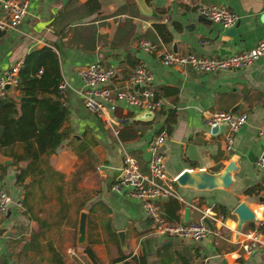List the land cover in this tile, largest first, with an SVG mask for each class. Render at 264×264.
Here are the masks:
<instances>
[{
  "label": "crops",
  "instance_id": "crops-1",
  "mask_svg": "<svg viewBox=\"0 0 264 264\" xmlns=\"http://www.w3.org/2000/svg\"><path fill=\"white\" fill-rule=\"evenodd\" d=\"M92 1L28 0L21 22L14 28L0 30V76L14 64L19 68L30 51L49 47L57 56L60 82L66 84L63 94L58 92V87L57 93L67 110L60 126L67 135L61 146L47 157L50 167L45 175L47 180H42L39 186L37 182L31 184L39 202L50 199L49 210L54 212L51 214L60 208L64 211L63 217H58L39 237V255L22 249L21 239L28 238L30 233L17 223L23 187L14 184V174L28 159L17 164L13 161L23 155L25 144L15 141L0 147V160L9 161L0 162L7 166L0 187L13 198L19 197L21 202L20 208L11 206L0 218V264H264V247L249 254L241 251L239 232L235 231L236 215L232 211L238 202L244 201L253 214V219L244 222L240 232L264 228V201L257 200L258 196L264 197V169L257 165L264 151V55L244 68L200 73L190 68L163 66L138 45L145 39L163 50L172 51L174 44L177 52L215 57L251 48L264 39L261 18L264 0H144L155 16L140 14L134 0H96L97 9L91 8ZM201 4L221 5L234 13L237 16L231 25L235 28L234 36H225L223 31L227 27L219 23L205 26L196 22L195 7ZM153 24L165 26L170 36L168 42L161 41ZM139 63L151 77L150 87H160L164 93L152 118L146 120H135L145 111L118 103L111 114L117 121L115 136L83 106L76 93L80 86L76 72L88 64L111 67L109 87L119 88ZM37 71L35 74H39ZM18 95V90L8 88L6 96L15 100L17 107ZM216 110L247 114L245 123L234 134L229 152L222 147V125L211 132V127L205 124L207 114ZM169 112L172 123L168 137L159 148L167 176H176L185 169L217 172L232 156L238 165L228 190L200 191L174 184L175 199L180 205L179 222L196 221L207 209L216 214L214 221L205 213L212 230L196 241L152 234L138 202L109 190L110 183L121 173L118 142L145 173L149 157L147 143L165 127ZM72 136H77L74 142ZM35 165L39 169V157ZM30 177V174L24 177V184L29 183L28 178L31 182ZM252 188L253 192H244ZM165 200H160L158 206ZM220 206L225 210L224 215ZM185 207L189 212L183 221ZM39 209L43 210L44 206L39 205ZM81 211L85 212V229L83 242L77 243V232L72 225L77 227ZM26 214L31 217L30 212ZM72 216L75 220L70 221ZM62 227L70 230L65 237H60ZM118 231L123 232V248ZM85 246L97 263L83 251ZM121 256L124 258L117 260Z\"/></svg>",
  "mask_w": 264,
  "mask_h": 264
},
{
  "label": "built area",
  "instance_id": "built-area-1",
  "mask_svg": "<svg viewBox=\"0 0 264 264\" xmlns=\"http://www.w3.org/2000/svg\"><path fill=\"white\" fill-rule=\"evenodd\" d=\"M28 0H0V30L16 27L27 12ZM196 14L203 16L211 22L230 27L237 16L221 5H197ZM141 50L152 53L161 65L176 68H190L195 72L209 73L218 70H232L249 66L259 56L264 55V39L258 40L251 48L234 52L224 56H203L192 52H177L160 49L157 44L148 40L139 41ZM18 64H14L0 76V98L4 97L8 88L17 85ZM39 73V70L37 71ZM80 86L76 93L83 106L102 123L109 127L116 136L118 129L117 121L112 113L118 103L123 102L133 106L140 111L154 112L157 102L150 101L151 77L142 64L136 65L127 75L123 85L119 88L109 87V80L113 76L111 67H103L98 64H88L77 70ZM108 83V84H107ZM7 86V88H6ZM65 82L58 84V92L63 94ZM247 114L245 112L212 111L207 114L205 124L208 127L222 125V147L225 152L232 148L233 137L238 128L245 123ZM264 120H262V127ZM168 133L159 129L148 141L147 151L149 157L146 160V172L142 173L127 149L118 142L121 150V172L120 180L114 179L109 190L113 193L135 199L144 216L149 220L152 234L164 238H188L199 240L206 237L209 230L201 221V218L193 222H179L166 220L159 210L158 202L169 197H177L174 184L175 176H167L164 168L163 155L159 148L164 143ZM257 165L264 169L262 160ZM21 207L20 198H13L9 192L0 188V218L4 216L10 207ZM205 216L216 221V214L207 209ZM201 216V217H202ZM238 243L242 252L251 253L258 248L264 247V228L247 229L238 234ZM71 252V251H69ZM72 253V252H71Z\"/></svg>",
  "mask_w": 264,
  "mask_h": 264
},
{
  "label": "trees",
  "instance_id": "trees-1",
  "mask_svg": "<svg viewBox=\"0 0 264 264\" xmlns=\"http://www.w3.org/2000/svg\"><path fill=\"white\" fill-rule=\"evenodd\" d=\"M92 9H97V2L93 0L89 2ZM156 33L159 35L162 42L169 41V33L163 24H153ZM40 69L39 74H35ZM60 82V75L58 70V61L56 54L49 47H42L30 51L23 58L22 65L17 71V85L15 90H18L19 106L17 107L15 100L11 97L4 96L0 98V147H5L13 144L15 141H22L24 145V153L15 161L28 162L24 167H17L14 174V184L25 188L32 182L46 181V174L49 172L47 157L53 154L66 138L67 133L60 130V126L66 117L67 110L61 103V98L57 93V87ZM151 97L150 101L159 104L160 96L163 95L164 89L160 87L152 89L150 87ZM48 93L52 96H45ZM19 111V114H17ZM172 123L171 113L165 119L164 129L167 133L170 130ZM120 141V140H119ZM39 157V169L36 161ZM43 165V168L40 166ZM7 166L0 164V181ZM30 174L31 183L24 184V177ZM39 174V178L36 175ZM58 177H61L58 175ZM2 188V187H0ZM245 193L253 192V188L245 190ZM23 203L29 209L27 197H23ZM180 205L174 197H169L160 204L159 209L162 216L168 221H178L177 211ZM221 214H225L222 206L219 207ZM39 218L35 217L36 225L28 238L21 239L22 249L32 250L37 255L40 253L39 237L44 231L49 230L51 225L58 217H63V208H60L54 215L39 209ZM42 215V216H41ZM53 218V219H52ZM260 229V228H257ZM83 251L97 263L92 251L88 246L83 248ZM121 256L117 260H121Z\"/></svg>",
  "mask_w": 264,
  "mask_h": 264
},
{
  "label": "water",
  "instance_id": "water-1",
  "mask_svg": "<svg viewBox=\"0 0 264 264\" xmlns=\"http://www.w3.org/2000/svg\"><path fill=\"white\" fill-rule=\"evenodd\" d=\"M138 11L140 14L145 16H155L153 11L145 4L144 0H134ZM261 18L264 20V13ZM195 21L202 25H209L212 22L207 18L197 15ZM187 28V27H186ZM235 33V28L233 26L225 28L223 34L227 37H233ZM172 46V51H174V44ZM220 54H223V51L219 48ZM7 88V86H6ZM153 113L151 111H145L135 117V120H146L152 118ZM219 126L215 125L211 127V132H216ZM71 141L74 142L77 139V136H72ZM262 162L264 163V151L260 156ZM1 163L6 164L9 161L5 159L0 160ZM238 171V165L236 163V158L234 156L230 157L227 163L217 172H209L205 169H185L181 171L178 175L175 176V183L184 188H192L195 190H212V189H220V190H228L230 185L233 183V175ZM123 173L115 176L116 180H120L122 178ZM257 200L264 201V197L258 196ZM233 213L236 215V224L235 231L236 233L240 232L242 225L244 222L253 219L252 212L248 209L247 204L242 201L238 202L235 207L232 209ZM189 212V208H184L183 213V221H186L187 214ZM201 221L206 225L209 231L212 230V225L209 219L206 216L201 217ZM85 229V212L81 211L78 217V225H77V243L83 242ZM2 229L0 228V233ZM119 243L121 248L124 246V236L122 231L117 232Z\"/></svg>",
  "mask_w": 264,
  "mask_h": 264
},
{
  "label": "rangeland",
  "instance_id": "rangeland-1",
  "mask_svg": "<svg viewBox=\"0 0 264 264\" xmlns=\"http://www.w3.org/2000/svg\"><path fill=\"white\" fill-rule=\"evenodd\" d=\"M27 181L29 182V184L31 183L29 181V178L27 179ZM28 186L29 185H26L25 188H22V190L20 191V194H21L22 198L24 196L27 197L29 209L26 208V206L22 200V209L17 210V214H18L17 223H19V225H21L25 231H29V233H31L32 232L31 230L33 228L37 227L35 217L39 218V205L44 206L43 210L48 211V213H54V212L49 210V209H51V205H52V203H50V199L48 200V202H44V203L39 202V195L37 194L35 189H33L32 186L30 188H28ZM25 209H26V211L30 212L31 217H27L26 211H24ZM74 214H75V216L77 215L76 210H74ZM78 217H79V215L77 216V219H78ZM5 218L6 217H4L3 222H4ZM71 218L73 220H75L72 216V217H70V221H71ZM28 219L29 220L31 219L32 221H29ZM71 223H74V221H72ZM77 225H78V221H77ZM73 227L75 228V230L77 232V227L72 225V228ZM59 233H61L60 237H65L66 235H68L70 233V230L62 227V228H60ZM13 234L18 238V233L14 232ZM77 236H78V233H77Z\"/></svg>",
  "mask_w": 264,
  "mask_h": 264
}]
</instances>
